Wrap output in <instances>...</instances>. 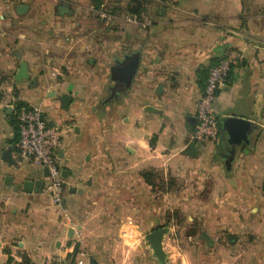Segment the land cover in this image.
<instances>
[{"label":"crops","instance_id":"1","mask_svg":"<svg viewBox=\"0 0 264 264\" xmlns=\"http://www.w3.org/2000/svg\"><path fill=\"white\" fill-rule=\"evenodd\" d=\"M131 53L125 85L112 67ZM223 53L240 56L214 101L219 133L197 141ZM21 61L28 76L16 79ZM18 103L62 125L60 203L45 167L18 153ZM229 115L257 126L227 167ZM263 176L264 0H0V264H160L143 237L162 225L167 264H264Z\"/></svg>","mask_w":264,"mask_h":264},{"label":"built area","instance_id":"2","mask_svg":"<svg viewBox=\"0 0 264 264\" xmlns=\"http://www.w3.org/2000/svg\"><path fill=\"white\" fill-rule=\"evenodd\" d=\"M170 8H176L180 0H155ZM102 16L112 19V14L105 9L100 10ZM127 20L147 25L150 21L141 20L135 13L125 14ZM239 54L223 53L210 65L205 80L203 93L198 101L196 121L191 131L194 140L216 139L219 125L214 111V101L218 89L228 79L231 66L239 60ZM15 117L18 125L16 147L19 155L33 163L47 168L48 182L45 190L52 194V201L60 203L63 179L58 163V149L62 145V125L50 123L36 105L22 104L16 107ZM17 264H25L19 262ZM43 264H80L73 254L49 257Z\"/></svg>","mask_w":264,"mask_h":264},{"label":"water","instance_id":"3","mask_svg":"<svg viewBox=\"0 0 264 264\" xmlns=\"http://www.w3.org/2000/svg\"><path fill=\"white\" fill-rule=\"evenodd\" d=\"M24 6L19 5L20 8ZM138 59L134 53L127 54L122 60H117V63L112 67L114 76H117L125 85H129L134 71L136 69ZM27 65L25 61H21L18 70L15 74L16 79H22L28 76ZM70 95L63 94L61 96L63 106H67V102ZM222 125L227 132V137L223 140L225 145L222 149V153L225 156V163L227 167L231 166V160L234 157L235 147L243 142L248 143L250 140V132L257 126L256 123L248 118L229 115L222 118ZM2 158L13 162L10 156V147L7 146L3 151ZM45 173L47 168L45 167ZM42 185V180L35 182L26 180L24 182V188L31 190L33 186L39 188ZM168 231L167 225H162L150 231L144 233V242L148 244L152 250L153 256L159 261L160 264H167L166 252L163 248V238ZM204 236V235H203Z\"/></svg>","mask_w":264,"mask_h":264},{"label":"trees","instance_id":"4","mask_svg":"<svg viewBox=\"0 0 264 264\" xmlns=\"http://www.w3.org/2000/svg\"><path fill=\"white\" fill-rule=\"evenodd\" d=\"M134 11H138V10H134ZM137 13V12H136ZM23 103H18V106L22 105ZM26 104V103H24ZM27 105V104H26ZM15 120H16V117L14 116ZM16 123H17V120H16ZM262 192H263V195H264V176H263V180H262Z\"/></svg>","mask_w":264,"mask_h":264},{"label":"rangeland","instance_id":"5","mask_svg":"<svg viewBox=\"0 0 264 264\" xmlns=\"http://www.w3.org/2000/svg\"><path fill=\"white\" fill-rule=\"evenodd\" d=\"M54 257V256H53Z\"/></svg>","mask_w":264,"mask_h":264}]
</instances>
